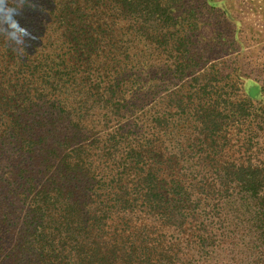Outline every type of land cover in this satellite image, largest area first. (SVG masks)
<instances>
[{"label": "trees", "instance_id": "16d2710c", "mask_svg": "<svg viewBox=\"0 0 264 264\" xmlns=\"http://www.w3.org/2000/svg\"><path fill=\"white\" fill-rule=\"evenodd\" d=\"M221 8L0 0V264H264V72Z\"/></svg>", "mask_w": 264, "mask_h": 264}, {"label": "rangeland", "instance_id": "374dc122", "mask_svg": "<svg viewBox=\"0 0 264 264\" xmlns=\"http://www.w3.org/2000/svg\"><path fill=\"white\" fill-rule=\"evenodd\" d=\"M189 6L202 7L200 21L205 22L202 33L205 38H212L214 27L219 31H225L226 22L223 15L217 16L209 9V6H219L221 9L232 15V20L228 21L231 28L240 26L239 34L246 45L244 49H239L241 53L247 54V59L238 60L240 66L246 65L250 70H261L264 72V0H186ZM210 1V4H208ZM206 2L205 5H202ZM217 4V5H216ZM222 13V12H221ZM230 30V27L228 31ZM247 46V47H246ZM246 47V48H245ZM225 48V47H224ZM254 80V78H253Z\"/></svg>", "mask_w": 264, "mask_h": 264}]
</instances>
